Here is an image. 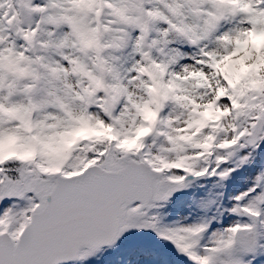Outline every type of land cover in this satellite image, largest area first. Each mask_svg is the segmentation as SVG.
Wrapping results in <instances>:
<instances>
[{
	"label": "snow or ice",
	"instance_id": "1",
	"mask_svg": "<svg viewBox=\"0 0 264 264\" xmlns=\"http://www.w3.org/2000/svg\"><path fill=\"white\" fill-rule=\"evenodd\" d=\"M0 264H264V0H0Z\"/></svg>",
	"mask_w": 264,
	"mask_h": 264
}]
</instances>
